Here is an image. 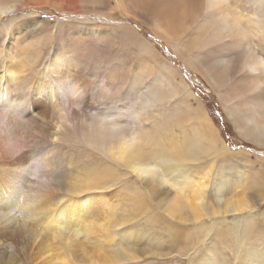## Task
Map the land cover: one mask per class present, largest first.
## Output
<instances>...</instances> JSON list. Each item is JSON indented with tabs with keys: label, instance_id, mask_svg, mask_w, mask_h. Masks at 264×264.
Here are the masks:
<instances>
[{
	"label": "bare ground",
	"instance_id": "1",
	"mask_svg": "<svg viewBox=\"0 0 264 264\" xmlns=\"http://www.w3.org/2000/svg\"><path fill=\"white\" fill-rule=\"evenodd\" d=\"M24 4L0 0V22L33 7ZM55 7L77 15V25L61 38L72 25L61 18V42L46 62L37 64L42 49L33 58L32 49L15 48L37 18L0 34V264L34 263L35 247L38 260L50 239L68 256L44 264H139L191 250L193 264H232L222 261L227 247L237 264H260L258 204L236 190L245 174L187 78H206L240 134L264 146V0ZM128 175L139 184L124 185L131 208L118 222L105 190ZM140 217L142 225H129Z\"/></svg>",
	"mask_w": 264,
	"mask_h": 264
},
{
	"label": "rangeland",
	"instance_id": "2",
	"mask_svg": "<svg viewBox=\"0 0 264 264\" xmlns=\"http://www.w3.org/2000/svg\"><path fill=\"white\" fill-rule=\"evenodd\" d=\"M49 1L50 2H47V0H23L25 4L22 7H25V6H33V7L27 10L25 13L19 12L15 16H12V15L5 16L0 22V34H6L5 32L6 26L12 25L13 27H16L23 23H29L33 25L34 24L33 19L37 18L36 21L39 22V24L36 26H31L24 34L20 35L18 40L15 42V48L17 47L21 49L29 48L30 52H32L33 50L34 52H32L31 57H33V54L35 53V51L42 49L41 54H43V57L45 59H39L37 61V64L38 62H42V63L46 62L49 59V54L59 46L61 42V40H59V21H61V18H66L67 20H70L72 22V25H69V24L64 25L63 31L65 32L63 36H61V38L69 35V32H71L73 29V27H71L73 26V24L77 25V22L75 20L77 15H67L65 12L62 13V11L58 7H55V5H59V0H49ZM24 17H26V20L22 21ZM13 18H14V21H13ZM35 28H38L39 30H36ZM141 31L144 33V36H146V38L150 37L148 30L145 29ZM31 43H33L35 50L33 49L34 47L31 48ZM115 43H118V41L114 40V44ZM154 43L156 44L157 48L160 49L161 53L164 54L162 52L161 42L155 41ZM81 71L86 77L88 76H89L88 78L93 77L91 75V72L87 71V69H82ZM193 75L194 73L191 72L189 75V78L187 79H188V82L190 81L191 83V87L194 90L193 92H194L195 97L199 99L203 104H205L209 112V115L214 120L216 127L219 128L220 136H222L223 140L226 141V144H228V147L231 148L234 154L232 155L233 163L236 162L238 164V167H240V170L242 171V174H241V171H238L240 173L237 172V175L245 174L241 178V185L237 187L238 189L236 188L235 189L239 191L241 190V193L242 194L244 193L243 197H245L246 199L252 198V200H254V202L258 204L253 209L254 211L251 210V213L254 214L256 218H258L259 222L263 223L264 222V201L263 200L261 201V199L264 198V183H263L264 182V165H263L264 157L262 159L261 156H264V153H263L264 146L262 145L261 147V144H258L244 137L243 135H241L238 128L234 124L233 118L225 110L221 98L212 89V87L210 86L206 78H204L202 75H199L200 80H197L195 79ZM194 80L195 81L197 80V81L195 82ZM176 132L179 136H181L180 128L176 127ZM242 150L244 152H248V154H244ZM237 160L239 163L237 162ZM78 162H79V158L76 157V162H74V164L76 165L78 164ZM217 164L218 166H216ZM216 165H215L216 168L219 167L220 162L216 163ZM80 172H81L80 177H82L85 171H80ZM194 172H197L198 174L197 176H199L200 171L196 170ZM119 178L120 180L118 179L116 182H113L114 185H112L108 190H105V194L109 195L112 198V201L113 200L115 201L114 205L120 206V207L116 206L117 209L112 214L115 215L118 222H121V220H123L124 218L128 216L130 208H131V205L129 202V196L126 195L127 191L124 188V185L128 182H129L128 184H134L136 182L139 184V182L134 175H128L127 178L124 177L125 179H123L122 176H120ZM127 179L128 180L130 179L131 181H127ZM130 182H133V183H130ZM159 188L161 189V191H163V193L165 192V190L168 189V187H166L165 185H162ZM213 188L214 187H212L211 190H213ZM229 197L230 196L227 195V198ZM238 197L242 198V195H238ZM210 199L211 197L208 194L207 200L209 201ZM154 210L149 211V213L150 214L153 213ZM246 214L247 212H244L240 216L244 217ZM238 215L239 213L238 214H235V213L227 214L229 220H234ZM144 219L145 217H140L136 219V222L131 223V224L125 222L126 225L122 229L123 232H129L125 230L127 224H129L130 226H134L135 224H136L135 226H138L139 224L142 225V222ZM207 220H208V217H207ZM190 226H192V224H190ZM119 230H121V227L118 229H115L114 231L117 233L119 232ZM156 231L159 232L160 229H157ZM140 232L146 237V230L143 229ZM51 237H54V236H51ZM219 242L220 240L215 241L214 243L217 244V248L219 252H222L223 245L220 244ZM48 243L50 244V252L44 254L43 255L44 257L37 260V258L41 256L40 254L42 252V250H40L41 246L38 245L37 247H35L36 252H37V254L34 256V258H36L35 262L30 263V264H44V262H47L52 258L59 257L60 259L64 257V254L67 255V253L65 252V249L63 248L62 244H60L59 241L55 239H50ZM225 250L227 252L225 251V255L222 261L226 262L227 260L228 261L231 260L232 264H237L238 260L237 258L233 257V254L229 253L230 249L227 247ZM175 253L172 256H168L164 258H161L158 256L148 257L146 260L142 259L141 263L139 264H193L194 263V259L191 257V255L194 254V250H191L190 252H188V254H185L186 256L185 255L182 256V254L180 255L177 252ZM261 259H263V261H261L260 264H264V255L263 257H261ZM256 260L255 262L259 264V261L258 260L256 261ZM56 261H58L59 263L60 260H56ZM73 263L80 264L76 260L75 261L73 260ZM7 264H10V263H7Z\"/></svg>",
	"mask_w": 264,
	"mask_h": 264
}]
</instances>
